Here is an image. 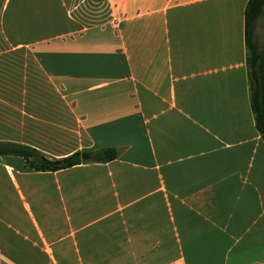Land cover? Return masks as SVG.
I'll return each mask as SVG.
<instances>
[{
  "label": "crops",
  "instance_id": "0c3cea01",
  "mask_svg": "<svg viewBox=\"0 0 264 264\" xmlns=\"http://www.w3.org/2000/svg\"><path fill=\"white\" fill-rule=\"evenodd\" d=\"M246 1L0 0V264H264Z\"/></svg>",
  "mask_w": 264,
  "mask_h": 264
},
{
  "label": "trees",
  "instance_id": "16d2710c",
  "mask_svg": "<svg viewBox=\"0 0 264 264\" xmlns=\"http://www.w3.org/2000/svg\"><path fill=\"white\" fill-rule=\"evenodd\" d=\"M261 19V39L255 35L257 19ZM243 40L245 62L248 77L249 106L253 115L254 126L264 142V0H247L243 9ZM17 153L26 159L28 166L34 170L54 171L79 162H106L116 156L112 147L95 151H73L60 158L48 159L43 153L28 146L7 144L0 147V152ZM86 154L83 159L80 154Z\"/></svg>",
  "mask_w": 264,
  "mask_h": 264
},
{
  "label": "rangeland",
  "instance_id": "374dc122",
  "mask_svg": "<svg viewBox=\"0 0 264 264\" xmlns=\"http://www.w3.org/2000/svg\"><path fill=\"white\" fill-rule=\"evenodd\" d=\"M3 15H4L3 18H4L6 23H9L10 20L11 21H15V23L17 24V26H15V27H17V29H18V26H20L19 29H22L21 33H19V34L18 33H11L10 34L11 37L12 36L16 37V38L19 37L20 39H22L23 36H25V37L28 36V34H26V32H24V31H26L28 28H30V30H32V26L34 24L33 23L34 20L31 19L32 15L19 14L18 12H17V14H15L14 11H13V7L12 6H9L7 8V10L4 12ZM11 29H14V28H11ZM43 80L44 79L41 80L42 84H41V87H40V92L47 93V94L52 93V90L47 85L44 84ZM11 87L15 91L17 90L20 93L21 86L16 87L15 85H13ZM11 91L12 90H10V92ZM15 91H14V93H16ZM37 91H39V90H38V88L36 86H32V85H26L25 86V92H37ZM73 129H74V131L72 133L75 134L76 133V128L74 127Z\"/></svg>",
  "mask_w": 264,
  "mask_h": 264
},
{
  "label": "water",
  "instance_id": "95a60500",
  "mask_svg": "<svg viewBox=\"0 0 264 264\" xmlns=\"http://www.w3.org/2000/svg\"><path fill=\"white\" fill-rule=\"evenodd\" d=\"M80 157L82 158V157H84V155L83 154H80Z\"/></svg>",
  "mask_w": 264,
  "mask_h": 264
}]
</instances>
